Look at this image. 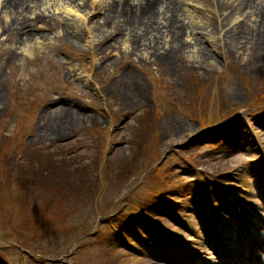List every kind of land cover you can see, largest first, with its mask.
I'll return each mask as SVG.
<instances>
[{
  "label": "rangeland",
  "instance_id": "1",
  "mask_svg": "<svg viewBox=\"0 0 264 264\" xmlns=\"http://www.w3.org/2000/svg\"><path fill=\"white\" fill-rule=\"evenodd\" d=\"M152 1L35 0L16 11L0 3V26L26 20L14 33L0 30V264H255L240 232L245 216L264 225V17L256 10L264 0L241 5L233 22L231 8H218L231 0L189 5L190 15L179 0ZM166 2L186 29L160 59L152 30ZM66 5L83 10L91 45L75 36L79 21ZM125 19L153 27L132 39ZM130 69L140 86L120 76ZM217 121L227 132L195 137ZM205 179L213 188L242 184L228 188L238 198L230 204L213 190L205 215L196 197ZM162 195L182 199L173 207L185 224ZM209 215L227 233L221 243ZM251 231L246 246L259 240Z\"/></svg>",
  "mask_w": 264,
  "mask_h": 264
},
{
  "label": "bare ground",
  "instance_id": "2",
  "mask_svg": "<svg viewBox=\"0 0 264 264\" xmlns=\"http://www.w3.org/2000/svg\"><path fill=\"white\" fill-rule=\"evenodd\" d=\"M35 0H0V3L2 2L3 5L5 7H9L10 9H14L15 11L18 10V9H21L23 7L24 4H26L27 2H34ZM89 2V6H93L91 5L94 0H88ZM159 0H153L152 3H157ZM181 2V7H182V10L187 13V15H190V8L188 7L189 5L190 6H193V7H197L196 10H199L201 8H203V6H205L203 0H179ZM205 1V0H204ZM252 0H231L229 4H226V6L223 7V5L220 4L218 5V8H220L219 10H221V14H224V12L226 11L227 8H231V17L230 18V22H233L237 17H233L232 18V14L236 13L235 10L239 9L241 7V5H245V7H249V5L252 4V2H250ZM99 3H100V0H99ZM102 3V2H101ZM164 5V15L162 17H164L163 21H161V25H160V29H159V26H156L155 28H153L152 31H154L155 33L154 34H160L158 36V39L161 41L159 42H162L161 43V46L163 47V50H162V53L159 54V58L162 59V57H165L166 55H169L171 54V52L173 51L172 48H169L170 46H172V44H175L177 46H180L179 43L181 41V33H182V30H183V27H185L186 29V26H183V22L184 20L180 18L181 20V23L180 24H177L176 20L173 18V13L175 11V6L169 2H166V3H162ZM262 4V5H260ZM257 7V11H258V14L261 15L262 17H264V3H260ZM98 5V4H97ZM142 5V4H141ZM209 5L211 6V2H209ZM209 5H206V6H209ZM100 6V5H98ZM144 10L146 11H149V13L153 14L154 12V8L155 6H153V4H146V7H142ZM59 9V8H57ZM211 9H212V12L213 14L215 13L214 12V9L212 8L211 6ZM63 12L65 14H71L73 15L76 20L79 21V24L78 26H74V28H76L74 30V33L75 34H78L75 35L76 37L82 39L84 41V43L86 42L87 44L91 45L92 43V40H94V36H91V32H88V31H84V29L82 30V20H84L83 18V10H77V9H74L72 6L69 7V5H66L64 6L63 8ZM21 11V10H20ZM153 11V12H152ZM193 11V10H192ZM14 12V11H13ZM24 11H22L20 14H23ZM147 13V12H146ZM177 13V12H175ZM257 13V12H256ZM178 15L175 14V17ZM180 15V14H179ZM4 16H6V14H4ZM16 16V15H15ZM149 16H147V19H148ZM261 17V18H262ZM40 19L39 16H35L34 19ZM152 18H153V15H152ZM124 20V18L122 19V21ZM126 20V19H125ZM12 21V22H11ZM9 23L5 20V25L2 27L0 26V30L6 32L7 30L9 31H13L12 33L16 32L14 30H18L22 27H24L26 25V20H22V19H19L18 17L12 19ZM2 21H0L1 23ZM2 24V23H1ZM85 25V24H84ZM83 25V27H85ZM125 26V29H129L130 31L133 32V36H132V39H135V33H136V37L137 36H143L144 34H146L147 32L149 33L150 30L149 28L153 27L151 24L148 25L147 23V20L146 22L144 23L143 21L140 20L139 24L136 22H133V24H131L128 20H126V22L123 24ZM209 26V25H208ZM161 29L163 30V32H161ZM151 31V32H152ZM127 34H129V31L127 32ZM215 34V33H214ZM215 35H212V37H214ZM32 37H33V34H32ZM105 36L102 35L100 39L104 38ZM169 38V39H168ZM127 41L129 40V38L127 37L126 38ZM125 39V41H126ZM197 39V37L195 38V40ZM37 44H41V41H39L38 37L35 38ZM171 42V45H167V42ZM139 42V41H138ZM28 45L25 41H22L19 43V46L18 48H21L22 52H26L27 49H28ZM125 46V45H124ZM161 47V48H162ZM199 50V49H197ZM201 50V49H200ZM197 52V51H196ZM201 54V52H200ZM201 55H199V52H197L196 54V57L197 58H201L200 57ZM203 56H207V53L205 52ZM9 57H12L11 55ZM121 75H130L132 77V83H135L137 86H140V77H138L134 71L132 69H130V71H126V74L125 73H120V76ZM85 81V79H84ZM67 118L65 117V119H63V122L66 120Z\"/></svg>",
  "mask_w": 264,
  "mask_h": 264
}]
</instances>
